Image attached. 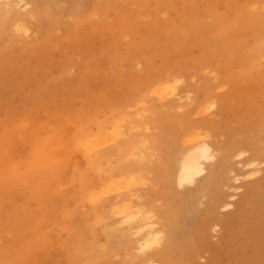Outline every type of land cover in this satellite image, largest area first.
Here are the masks:
<instances>
[{
	"label": "rangeland",
	"instance_id": "374dc122",
	"mask_svg": "<svg viewBox=\"0 0 264 264\" xmlns=\"http://www.w3.org/2000/svg\"><path fill=\"white\" fill-rule=\"evenodd\" d=\"M51 1L61 10L65 7L63 18H59L52 32L46 33L51 29L40 30L49 23L46 16L31 15L27 36L18 34L14 42L8 35L0 38V146L4 155L10 154L11 147H15L19 150L13 155L17 161L31 150V142L25 138H5L7 127L22 123L29 136L40 123L47 121L53 126L61 124L64 135L69 136L74 132L70 119L89 114L99 121H116L122 113H127L125 115L137 126L133 135L138 139L147 138L156 145L162 136L167 139L174 136L175 144L182 148L184 135H195L215 148L218 144L234 146L245 152L244 159L256 158L261 162L262 171L257 176L246 175L240 183L234 182L231 189L243 185L241 191L228 189L230 184H225L224 180L223 191L237 195L235 206L229 211L215 206L213 216L209 218L219 227L216 230L208 228L204 243L198 250L194 248L187 264H264V60L260 59L254 69L247 67L246 52L228 45V41L219 36L222 31H228L243 38L244 31L237 25L240 12L264 13V0H157L159 3L156 0H116L112 6L91 11L94 14L89 21L85 16L88 12L81 16L69 14L65 11L68 9L66 1ZM194 17H199V24L203 23L199 28L191 26ZM168 24L172 25L168 28ZM211 24L216 29L206 28ZM148 34L150 41L146 39ZM207 37L211 41H207ZM10 45H13L12 50H9ZM171 73L181 81L178 84L179 100L168 97L169 101H175L174 105H180L178 108H168L165 103L158 102L153 88L148 87L151 83L148 79L155 80ZM206 81L223 85L211 92L217 97L214 106L207 92L202 93ZM115 109H121L122 113H115ZM141 114H145V127ZM170 125L174 126L170 128ZM44 126V131L50 129L49 125ZM144 128H148L147 131H142ZM165 148L164 145L162 149ZM72 149L73 161L82 166V153L79 151L78 156V150ZM166 149L163 152L146 150L151 152L153 161L159 162L170 154V149ZM217 155L220 156L218 150ZM2 164L3 160L0 170L4 168ZM72 173L71 169L66 173L65 184L58 190L60 194L52 195L53 202L45 205L43 210L37 200L25 197L26 190L18 187L11 190V203L16 201L17 205H26L35 218L25 222L22 230L6 229L3 233L0 225V257L5 248L6 256L16 258L17 264H66L59 256L61 244L72 236L71 229L81 232L84 228L88 241L102 250L104 264H136L140 254L137 235H129L126 229H120L125 237H112L109 242L108 236L115 233V228L112 224L94 221L92 204L83 199L76 202L78 184L67 180ZM238 173L242 177L246 174L245 171ZM141 179L148 184L137 185L131 193L134 202L148 205L153 202L156 180L153 173ZM254 186L258 189L252 192ZM1 191L0 201L6 193ZM117 198L114 194L109 200L116 201ZM212 198V192H208L195 200V209L183 217L185 229L192 230L204 220L200 212L207 208ZM241 207L244 213L237 219ZM65 209L75 212L69 217ZM242 215L248 218L242 221ZM113 225L123 228L116 221ZM41 239H46L52 247L26 255L27 242L36 246ZM5 241H9V248ZM107 245L112 249L104 253Z\"/></svg>",
	"mask_w": 264,
	"mask_h": 264
},
{
	"label": "bare ground",
	"instance_id": "6f19581e",
	"mask_svg": "<svg viewBox=\"0 0 264 264\" xmlns=\"http://www.w3.org/2000/svg\"><path fill=\"white\" fill-rule=\"evenodd\" d=\"M62 1L68 3V7H66L68 9L65 11L69 14L81 16L82 13L88 12V16L85 14L88 21L94 14L91 11L112 6L116 2V0ZM155 2L159 3L157 0ZM156 3L154 4L156 5ZM80 4L83 5L80 6ZM56 5H53L51 0H0V38L3 35H8V38L14 42L18 34L27 36L30 33L27 22L31 15H36L39 18L46 16L49 23L47 22V25H44L40 30L46 32V30L51 29L46 33L52 32L59 18L61 16L63 18L62 10L65 9L64 7L61 10ZM60 8L62 7L60 6ZM149 13L151 14V12ZM248 13L242 11L238 16L237 25L241 27L240 30L244 31L243 38L228 31H222L219 36L222 40H227L228 45L240 47L241 51H245L244 56L247 59L245 65L254 69L260 59L261 61L264 60V13ZM83 17H81V25L84 24ZM192 20L191 26L194 28L203 25V23H198L199 17H194ZM172 24H168V28ZM168 28L166 27V30ZM206 28L216 29V26L211 24ZM170 30L172 29L170 28ZM153 33L155 32L153 31ZM149 35H147V41H150ZM209 40L211 41L208 38L207 41ZM236 41L239 43L235 45ZM12 48L13 45H10L9 50H12ZM173 73L162 76H159V73L157 75L159 77L154 78L155 80L148 79V82L151 81L148 87L153 88L152 92L157 101L165 103L168 108L180 107V105H174L175 101H169L168 99V97L174 100L180 98L178 84L181 81L178 77H174ZM214 82L206 81L203 85L205 86V92H202H207V96L213 99L211 103L213 106L217 97H213L211 92L213 89L222 88L223 86ZM207 109H209L208 106ZM115 110L117 114L122 113L121 109ZM125 114L127 113H122L120 119L116 117V121L110 119L99 121L92 114L83 118H69L74 127V132L69 136L64 135L63 128L60 127L61 124L53 126L51 122L47 121L40 123L37 130L29 136L26 134L25 125L22 123L5 128V138L16 136L21 139L25 138L31 142V150L27 156L14 161L15 157L13 155L18 154L19 150L16 151L15 147H11L9 151L11 155H4L0 146V161L3 160L2 165H4V168L0 170V190L6 192L0 201V225L3 226V233L7 231L6 229L22 230L25 227V222L29 223V219L35 218V214L26 205H17L16 201L11 203L12 189L18 187L22 191L26 190L25 197L29 200H37L39 207L43 210L45 205L53 202L50 199L52 195L60 194L58 190L64 186L66 173L71 169L73 173L67 180L78 184L76 202L78 203L80 199H83L84 202L87 201L92 204L94 221L105 223V225L112 224L115 228V233L108 236L109 242H111L112 237L124 238L125 234L120 229H126L129 235H137L140 254L136 264H187L189 256L195 251L194 248L196 247L198 250L204 243V235L208 228L216 230L219 227L217 223L212 224L213 219L210 220L209 218V216L212 218L215 206L218 205L224 211H229L235 206L237 195L228 193L229 191L225 189L223 191L221 184L226 180L225 184H230L228 189H231L234 182L240 183V179L245 178L246 175H259L262 171L261 162L256 158L244 159L245 152L237 150L234 146L227 147L225 144H218V147L215 148L209 141L200 138L201 136L187 137L184 135L182 148H178L175 144L176 139L174 136L171 139L162 136L159 142L157 139V145L147 140V138L138 139L133 135V129L137 127L134 120L128 118ZM140 117L143 119L142 125L145 127V114H141ZM157 120L160 122L161 118L158 116ZM30 122L28 119V123ZM44 125H49L50 129L44 131L46 127ZM167 126L169 128V123ZM147 129L144 128L142 131H147ZM38 131L39 133H36ZM164 145L170 149V154L167 153L169 155L159 162L153 161L151 152L146 149L161 150ZM72 148L78 150L76 155L80 156L79 151L82 153L83 161L81 162H83V165L80 167L71 157L74 152ZM166 148L161 151L167 150ZM217 150L220 152V156L217 155ZM256 152H259V150H256ZM163 155L165 156V154ZM235 158L238 159L236 162L234 161ZM238 171H245L246 174L242 177ZM150 173L154 174L156 180L155 188L152 191L153 202L148 205L138 204L134 202V194L131 191L137 185L148 184L141 177H147L151 175ZM254 187L252 192L258 189L257 186ZM242 188L243 185H240L231 190H242ZM208 192H212L213 198L207 208L201 211V214L199 213L200 216H204V220L192 230L185 229L184 215L192 212L195 209V200L204 197ZM114 194H117V200H109ZM156 201H161L162 204ZM109 207L110 210L108 211L107 208ZM240 211L235 218L240 219L239 215L244 213L243 207L240 208ZM64 212L70 217L75 211L65 209ZM104 213L106 214L103 215ZM246 218L248 217L242 215L241 220L245 221ZM109 219L113 220L112 223L109 222ZM115 221L123 228L119 226L116 228L113 225ZM158 223L159 227H157ZM243 225L244 228L247 227L246 223ZM87 229L90 235L93 236L92 229L90 227ZM71 233L72 236L61 244L59 252V256L64 258L66 264H104L102 250H98L94 243L88 241L86 229L83 228L81 232H75L71 229ZM42 238H45V236ZM22 243H25V240ZM9 244V241H5L6 248H9ZM35 245L33 246V242L28 241L25 254L33 255L34 250H48L52 247L46 239H41ZM111 249L112 246L107 245L104 253ZM3 254L0 257V264L19 263L16 258L6 256L8 254L5 248Z\"/></svg>",
	"mask_w": 264,
	"mask_h": 264
}]
</instances>
